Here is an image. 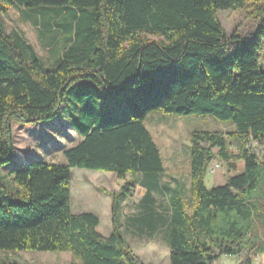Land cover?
<instances>
[{"label":"trees","instance_id":"obj_1","mask_svg":"<svg viewBox=\"0 0 264 264\" xmlns=\"http://www.w3.org/2000/svg\"><path fill=\"white\" fill-rule=\"evenodd\" d=\"M245 3L260 22L255 36L227 35L217 12ZM7 6L37 14L62 40L45 65L0 21V168L13 158V122L51 120L63 108L80 141L63 151L65 164H14L6 171L10 188L0 176V250L68 252L69 264H145L117 227L105 236L94 213L72 212L71 169L81 168L119 179L142 174L141 211L131 222L141 235L163 230L169 264L264 258V168L252 146L264 143V0H2L0 13ZM106 94L116 97L108 103ZM153 110L210 114L234 125L226 133L192 132L187 195L160 179L162 156L144 125ZM216 157L243 168L208 188ZM128 184L112 195L113 224ZM153 193L168 194L166 212L154 207Z\"/></svg>","mask_w":264,"mask_h":264},{"label":"rangeland","instance_id":"obj_2","mask_svg":"<svg viewBox=\"0 0 264 264\" xmlns=\"http://www.w3.org/2000/svg\"><path fill=\"white\" fill-rule=\"evenodd\" d=\"M2 0H0V3ZM28 13V12H27ZM23 8L7 6L6 12L0 13V21L7 32L19 31L34 48L36 54L45 65L53 64L61 46L62 37L53 30L41 26V19L37 14L30 18L25 16ZM217 18L227 35L237 33L241 37L255 36L259 20L251 13L249 3L236 10H222L217 12ZM49 20V14L42 18ZM262 23V22H261ZM264 25V21H263ZM259 63L264 66V37L260 39L258 51ZM107 102L113 101L115 95L106 94ZM120 105V103H119ZM70 112L60 109L58 116L45 121L31 123L13 122L11 125L14 153L11 161L0 168L1 181L12 187L8 178V171L14 164H25L30 160H38L56 164H65L63 151L80 141V135L66 122ZM144 125L151 134L163 160L164 171L161 181L172 187L178 183L184 195L188 194L190 167L189 147L191 134L194 131H221L228 132L234 129L230 121H221L210 114L180 115L166 113L161 110L151 111L145 118ZM230 145V150L234 147ZM259 162L264 168V143L256 146L252 142ZM219 167L207 170L204 183L208 188L225 182L227 176L242 171V162L227 164L217 157L212 165ZM141 173H128L124 179H119L112 172L88 170L81 168L71 169L70 205L73 213L90 211L99 219L97 230L107 236L113 227H117L123 239L133 253L145 264H169V248L165 243L163 230L159 229L150 235H141L131 218L140 214L139 200L144 189L139 182ZM127 185L129 195L119 196L118 209L113 217L111 213L112 195L122 191ZM264 189V188H263ZM125 195V196H124ZM155 198L154 207L162 212L167 211L168 194H152ZM256 195V194H255ZM256 242L263 240V228L257 224L253 232ZM71 261L68 252L45 251H4L0 250V264H69ZM237 257L220 256L214 264H236ZM253 264H264V258L253 257Z\"/></svg>","mask_w":264,"mask_h":264},{"label":"built area","instance_id":"obj_3","mask_svg":"<svg viewBox=\"0 0 264 264\" xmlns=\"http://www.w3.org/2000/svg\"><path fill=\"white\" fill-rule=\"evenodd\" d=\"M219 167V164L218 163H214L213 165L211 164L208 168V170H214L215 168Z\"/></svg>","mask_w":264,"mask_h":264},{"label":"crops","instance_id":"obj_4","mask_svg":"<svg viewBox=\"0 0 264 264\" xmlns=\"http://www.w3.org/2000/svg\"><path fill=\"white\" fill-rule=\"evenodd\" d=\"M144 189V188H143ZM145 191V190H144ZM84 212V211H83ZM86 212V211H85ZM88 212H90V211H88ZM80 213V212H79Z\"/></svg>","mask_w":264,"mask_h":264}]
</instances>
